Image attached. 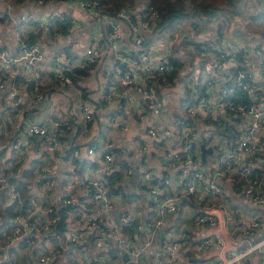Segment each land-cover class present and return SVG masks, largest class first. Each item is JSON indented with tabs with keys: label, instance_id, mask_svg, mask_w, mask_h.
I'll use <instances>...</instances> for the list:
<instances>
[{
	"label": "built area",
	"instance_id": "obj_1",
	"mask_svg": "<svg viewBox=\"0 0 264 264\" xmlns=\"http://www.w3.org/2000/svg\"><path fill=\"white\" fill-rule=\"evenodd\" d=\"M260 1L263 15L258 17L259 22L243 25L259 33L264 31V0ZM151 2L144 0L140 20L135 22L132 10L122 8L114 18L99 0H0V26H9L13 33L10 51L5 49L0 36V88L8 87L14 125L18 129L12 144L16 165L25 160L23 156L31 136H40L48 150L61 153L64 149L62 134L72 128L70 120L63 119L62 111L54 109L48 120L26 123L23 131L28 83L41 89L47 84L46 76L54 74L62 83L72 84L75 70L90 69L105 55L110 57L111 66L105 71L108 88L100 94V101H119V110L111 115L110 123L125 129L129 116L136 114L139 120L151 116L147 134L156 140L157 152L163 155L161 170L150 169L140 152L122 163V179L116 183L124 186L127 178L136 172L137 181L126 191L140 194L138 198L111 189L109 177L117 165L116 152L96 145L88 148V153L94 156L96 175L80 180L71 169L66 173L67 191L60 201L49 190L56 183L51 164L40 167L36 187L29 184L27 192L12 182L16 174L0 164V191L17 204L11 221L0 229V248L15 243L20 248L35 244V237H31L34 234L42 239L35 258L38 264H65L63 261L66 264H100L101 261L141 264L147 251L158 253L157 242L163 233V256L158 264H213L189 258L182 240L164 231L170 216L177 213L180 206L195 203V206L206 207L204 213L197 212L194 218L202 228L217 225V208L226 210L229 225L243 236L256 235L264 228L261 209L239 217L241 206L223 202V196L229 192L242 193L255 206H264V36L243 39L241 25L221 13L218 17L201 19L199 30L187 25L158 33L154 23L160 19V12ZM23 3L32 7L60 4L64 8H53L44 16L28 12L14 17L13 13ZM66 8L78 9L84 14V21H100L107 27L105 48L96 41L88 42L75 57L70 50L62 49L50 58L49 70L39 75V65L47 62V54L39 42L28 43L32 28L42 27L47 40L54 38L58 23L66 24L70 31L78 30L77 18L73 13L68 14ZM258 9L252 8L248 15L257 17ZM126 28L132 34L129 46ZM139 28L143 30L142 35ZM156 41L164 48L157 51ZM172 56L185 66L180 69H187L189 62L195 63L186 74L184 95L174 122L164 123L162 117L169 102L166 93L160 95L158 91L162 82L155 84V80L167 79L177 70L171 62ZM178 77L175 76V82L168 87L177 83ZM43 97V91H39L35 101ZM95 108L85 98L77 103L83 124L93 120ZM202 145L211 148L205 155ZM73 152L79 155L78 149L74 148ZM74 187L81 189L79 195L68 191ZM31 188L35 190L28 195ZM145 195H149L150 211L155 214L153 219L146 217L140 202ZM24 200L29 204L27 210L22 207ZM62 205L67 219L65 229L58 233V209ZM118 209L123 212L117 219L115 211ZM136 236L140 241L136 242ZM213 243L225 246L219 234L202 236L196 246L204 254ZM244 243L241 241L237 250H227L228 257L223 264H244L243 259L255 249L264 248V233L249 246L245 247ZM121 253L127 257L122 259ZM16 264L36 262L21 254Z\"/></svg>",
	"mask_w": 264,
	"mask_h": 264
},
{
	"label": "crops",
	"instance_id": "obj_2",
	"mask_svg": "<svg viewBox=\"0 0 264 264\" xmlns=\"http://www.w3.org/2000/svg\"><path fill=\"white\" fill-rule=\"evenodd\" d=\"M138 2L140 3V0H138ZM143 4H137L136 8L132 10L134 17L137 20L142 12ZM55 5H35L32 7L27 3H23L15 10L13 16L20 17L21 15L28 14V12L44 16L53 8L58 10L64 8V6L60 4L59 8H56ZM73 9L74 8H66V11L68 14L73 13L76 15L77 9ZM96 23H100V21L86 20L84 21V24H79V29L76 31H70L66 24L58 23L52 40H47L45 38L44 32L42 33V27L37 28L36 30L32 28L34 31H32L28 43L30 44L34 39V41L41 44L47 54V62L39 65V75H44L46 73L45 70H49L50 58L62 49L70 50L69 52L71 55L75 57L83 52L88 42L96 41L99 46L105 48L104 36L107 27L103 26V24H99L100 26L98 27L95 25ZM239 23H241V20ZM245 24L241 23V26H239L240 34L243 39L247 40L249 37L258 39L261 35L264 36V32L259 33L256 29H247L243 27ZM125 30L126 37H131L132 34L130 31L127 28ZM0 36L3 37V46L5 49L9 51L12 50L13 33L11 28L9 26H0ZM154 44L157 51L164 48L162 45H158L160 44L158 41ZM129 45H131V43L128 42V46ZM110 63V57L105 55V57L93 67L87 69L88 72L86 74L76 73L74 75L76 81L72 84H64L50 74L49 76H46L47 84L43 88L39 89L34 85L31 86L30 84H33L32 82L26 86V101L24 106L25 124L23 126V131L25 130L26 123L45 122L48 120L54 109L62 111L64 115L63 119H69L72 128L69 132L62 134L64 149L61 153L48 150L40 136H31L29 139L31 140L30 144L27 149H25L23 156L25 160L21 161V165H16V151L12 147L14 139L18 136V129L14 125L9 90L8 87L0 88V128L2 130L0 133V164L2 165V168L3 165H6L13 174H16L15 177H13L12 182L19 186L23 192L28 191L29 184L32 187H36L38 180H35L39 179L40 167L44 164H51V173L56 180V183L49 188V190L56 200L60 201L63 194L67 191L66 173L71 171V169H74L80 180L96 175L94 170V156L88 153L90 145L102 147L105 151L116 152V161L119 160L116 167H119L120 161L124 162L126 159H131L135 152H140L144 155L146 164L150 169H163V162L161 160L163 155L158 154L157 152L155 147L156 140H153L147 134V123L152 119L151 116L147 115L145 120H139L136 114L129 116L130 122L125 129L113 126L110 123L111 115L119 110V101H116V99L105 101L103 103L100 101V94L108 88L105 71L111 66ZM192 68V62H189L188 68L182 69L181 71V74H184V76L179 74L178 82L173 86L164 89L163 93H166L169 102L166 104V113L162 117L164 123L167 121L174 122L177 107L184 95L186 83L184 80L186 79L187 72ZM39 91H43L44 97L36 102L35 100L37 99ZM133 95L136 99L139 98L137 94L134 93ZM82 98L87 99L96 106L93 120L86 125L80 121V113L77 109V103ZM111 147L114 148V150H110ZM74 148L78 149L79 155L74 154ZM22 168H25V170H22ZM174 172L175 171H172V173ZM136 181L137 173L135 172L130 178H127L123 187H125L126 190H129L133 188ZM33 190L35 189L31 188L27 194H32ZM68 191H72L78 195L81 193L79 187H74ZM223 198V202L225 201L231 205L241 206L239 217H245V215L249 216L255 211H258L257 209H261L264 219V206H255L252 201L242 193L235 195L229 192L227 195H224ZM149 199V195H145L144 199H141L142 201L140 202L145 209L146 217H152L153 219L155 214L154 211H150L151 206ZM13 203L10 202L7 194L0 191L1 227L11 221L13 214L16 211V206H14ZM192 204L194 206L188 204L180 206V210L170 216L166 228L164 229V231H169L182 240L183 250L191 259L198 261L208 260L212 261L213 264H223L228 257L227 250H237L241 241H245L244 246L247 247L252 240H258L263 236L264 228L260 233L253 236H243L242 234H239L237 229H234L233 226L229 225V222L226 219V210L223 208L216 209L219 214L216 226L202 228L195 222L194 218L196 215L204 213L206 207L203 205L199 206L198 204L195 206V203ZM122 212L121 209L116 210L115 217L118 219ZM183 233L185 237L182 239L181 235ZM214 234H219L224 238L225 246L222 247L217 243H213L211 248L202 254L198 250L196 243L202 238V236L206 237ZM31 237H35L36 243L22 248L26 250V252L21 254L29 258H34L36 264H38V259H35L38 253H35L34 251H40L39 246L42 239L38 237L36 238L34 234H31ZM163 238L164 234L161 233L157 242L158 253L154 254L150 250L147 251V253L141 258V264H158V260L163 256L161 252ZM138 241H140V238L136 236V242ZM13 245L17 249L14 252H12L11 246L7 247L6 245H3L4 254L2 255L0 253V264H3L4 262H6L4 264H16L20 255L18 251L20 247L16 243ZM121 257L124 259L127 256L126 254L121 253ZM262 261H264V248L255 249L248 258L243 259L244 264H261ZM63 262L66 264L65 261ZM100 264L107 263L101 261Z\"/></svg>",
	"mask_w": 264,
	"mask_h": 264
},
{
	"label": "trees",
	"instance_id": "obj_3",
	"mask_svg": "<svg viewBox=\"0 0 264 264\" xmlns=\"http://www.w3.org/2000/svg\"><path fill=\"white\" fill-rule=\"evenodd\" d=\"M48 2L55 1V0H46ZM102 2L103 5L106 6V12H108V15L112 17H116V12L119 11L122 8L133 10L136 8L137 4H143L144 0H140V3L138 0H99ZM152 4L155 6V8L160 12V19L154 23L156 31L158 33H168L174 30L178 26H184L187 25H193L196 30H199V21L203 18H211V17H218L220 13H224L229 16H236L240 14L248 15L245 11V7H242V9L237 8L236 4L233 0H229V6L233 7L231 12L229 10H226L224 5H218L215 6L209 2L206 1H199V0H151ZM227 5V4H225ZM253 6L250 5L247 8H250ZM259 6H262V2L260 0H256V4L253 6V8H259ZM238 9L240 10L238 13ZM237 10V11H235ZM259 10V15L254 18H257L262 16L263 13ZM240 18V17H239ZM240 19H233L232 22L239 23ZM135 22H138L136 18H134ZM146 39V36H144ZM127 43L132 42L131 37L129 36L127 39ZM128 46V45H127ZM171 62L177 66V70H175L174 74L167 79L158 78L155 80V84L158 82H162V86L159 87L158 91L160 95L164 94V89L168 87L171 83L173 84L175 82L174 77H178L179 74H181L180 66L182 65V62H180L179 58L172 56ZM180 63V64H179ZM195 63V61L192 62V65ZM124 69V68H123ZM88 72L87 69H77L75 70V74H86ZM184 76V74H181ZM52 77H54V74H52ZM73 82L76 81L75 76H73ZM167 80V81H165ZM30 84V82L28 83ZM33 86L34 84H30ZM29 85V86H30ZM35 86V85H34ZM118 160V159H117ZM119 161V160H118ZM117 161V163H118ZM122 161L119 162V167L115 166V170L113 174L109 177V184L111 186V189L113 191H121L124 195L128 197H140V194H137L135 192H128L126 191L125 187L117 185L116 182H119L122 179ZM13 181V178H12ZM16 206L17 204H13ZM23 209L27 210L29 208V204L27 201H23L22 204ZM24 210V212H25ZM12 252L16 251V247L14 245L11 246ZM35 253H39V251H34ZM0 253L3 255V247L0 248ZM3 260V259H1ZM3 263V262H2ZM6 263V262H4ZM3 263V264H4Z\"/></svg>",
	"mask_w": 264,
	"mask_h": 264
},
{
	"label": "rangeland",
	"instance_id": "obj_4",
	"mask_svg": "<svg viewBox=\"0 0 264 264\" xmlns=\"http://www.w3.org/2000/svg\"><path fill=\"white\" fill-rule=\"evenodd\" d=\"M199 1H206V2H209V3L213 4V5H215V6L224 5L226 10H229V12H231V10L233 8V7L229 6V0H199ZM233 1L235 2L237 8L242 9V7H245L244 9H245L246 13H248L249 9H250V8H247L248 6H250L252 4L254 6L256 4V0H233ZM225 4H227V5H225ZM253 6L251 7V9L253 8ZM259 8L262 9L261 6H259ZM235 11H237V10H235ZM239 11L240 10L238 9V13H239ZM222 15H225V17H227V19L231 18V20H233V19L236 20V19H238L240 17L239 19L241 20V23L242 24L247 23L246 24L247 26H250L252 24H255V23L259 22L257 18H254V17L251 18V16L245 15V14L237 15L236 16L237 18H235V16H232V15L228 17V15H226L224 13ZM75 18H77L78 24H80V25L84 24V20H85L84 14L80 13L78 11V9H77V13L75 15ZM241 23H239V24H241ZM261 32H264V31H261ZM181 67L185 68V66H182V65H181ZM183 68H181L180 70H182ZM0 229H1V225H0ZM18 251H19L20 255H21V253H25L26 252V250H24L22 248H20Z\"/></svg>",
	"mask_w": 264,
	"mask_h": 264
},
{
	"label": "water",
	"instance_id": "obj_5",
	"mask_svg": "<svg viewBox=\"0 0 264 264\" xmlns=\"http://www.w3.org/2000/svg\"><path fill=\"white\" fill-rule=\"evenodd\" d=\"M55 7L59 8V4H56ZM138 20H140V17L138 18ZM99 24L100 23H96L95 25L99 27L100 26ZM138 32H139L140 35H142L143 30L141 28H139ZM34 42L35 41L33 39L32 42L30 43V45H33ZM23 137L25 138L26 136H23ZM202 149H203V155H205V153L208 152V150H211V148H206L204 145H202ZM58 212H59V215H60V219H59V221L57 223L56 230H57L58 233H61L65 229V226H66L67 217H66V213H65V206L64 205L60 206L59 209H58Z\"/></svg>",
	"mask_w": 264,
	"mask_h": 264
}]
</instances>
